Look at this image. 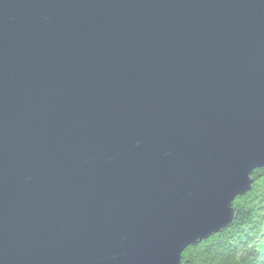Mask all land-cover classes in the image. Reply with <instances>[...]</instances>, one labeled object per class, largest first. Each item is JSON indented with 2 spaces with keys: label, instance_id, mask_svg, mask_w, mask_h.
Returning <instances> with one entry per match:
<instances>
[{
  "label": "water",
  "instance_id": "obj_1",
  "mask_svg": "<svg viewBox=\"0 0 264 264\" xmlns=\"http://www.w3.org/2000/svg\"><path fill=\"white\" fill-rule=\"evenodd\" d=\"M264 168V0H0V264H183Z\"/></svg>",
  "mask_w": 264,
  "mask_h": 264
},
{
  "label": "trees",
  "instance_id": "obj_2",
  "mask_svg": "<svg viewBox=\"0 0 264 264\" xmlns=\"http://www.w3.org/2000/svg\"><path fill=\"white\" fill-rule=\"evenodd\" d=\"M252 178V189L233 203L235 222L188 247L183 264H264V168Z\"/></svg>",
  "mask_w": 264,
  "mask_h": 264
}]
</instances>
